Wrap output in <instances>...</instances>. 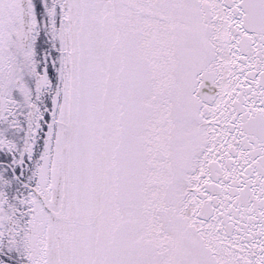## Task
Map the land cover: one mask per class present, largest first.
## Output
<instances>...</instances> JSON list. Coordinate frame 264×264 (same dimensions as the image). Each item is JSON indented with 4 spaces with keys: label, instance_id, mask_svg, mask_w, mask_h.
Instances as JSON below:
<instances>
[{
    "label": "snow or ice",
    "instance_id": "snow-or-ice-1",
    "mask_svg": "<svg viewBox=\"0 0 264 264\" xmlns=\"http://www.w3.org/2000/svg\"><path fill=\"white\" fill-rule=\"evenodd\" d=\"M0 264H264V0H0Z\"/></svg>",
    "mask_w": 264,
    "mask_h": 264
}]
</instances>
